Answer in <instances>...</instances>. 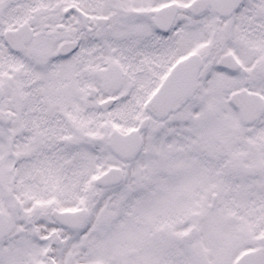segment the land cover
<instances>
[{
  "label": "snow or ice",
  "instance_id": "6c2138e0",
  "mask_svg": "<svg viewBox=\"0 0 264 264\" xmlns=\"http://www.w3.org/2000/svg\"><path fill=\"white\" fill-rule=\"evenodd\" d=\"M0 264H264V0H0Z\"/></svg>",
  "mask_w": 264,
  "mask_h": 264
}]
</instances>
